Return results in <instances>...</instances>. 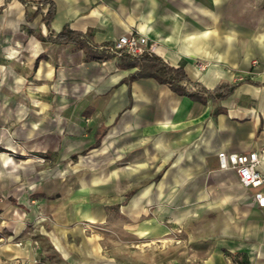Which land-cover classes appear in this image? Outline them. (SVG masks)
Here are the masks:
<instances>
[{
  "label": "crops",
  "instance_id": "1",
  "mask_svg": "<svg viewBox=\"0 0 264 264\" xmlns=\"http://www.w3.org/2000/svg\"><path fill=\"white\" fill-rule=\"evenodd\" d=\"M28 1L0 0V264H264V206L217 157L264 172V0H52L50 27ZM65 25L101 56L46 39ZM131 32L206 88L246 81H128L105 46Z\"/></svg>",
  "mask_w": 264,
  "mask_h": 264
},
{
  "label": "trees",
  "instance_id": "2",
  "mask_svg": "<svg viewBox=\"0 0 264 264\" xmlns=\"http://www.w3.org/2000/svg\"><path fill=\"white\" fill-rule=\"evenodd\" d=\"M9 0H5L7 3ZM26 6L28 0H20ZM33 4L37 5L36 13L43 14V22L50 27L51 21L55 15V4L52 0H38ZM4 6L0 7L2 10ZM47 40L60 44H75L85 49L89 59L101 56L102 52L95 50L90 44V35L82 31L74 30L69 25H65L59 32L50 31L46 37ZM113 55V54H111ZM103 57H109L107 54ZM122 65L126 67H138V71L133 74L128 81L139 77H153L159 83L167 84L178 94L189 95L192 99L206 101L210 98L212 101H218L228 97L234 89L246 81L241 79L235 83L223 81L213 89L206 88L199 82H193L187 75L183 67H175L165 61L161 56L149 52L140 57H132L124 54L120 56ZM100 137L97 139V143Z\"/></svg>",
  "mask_w": 264,
  "mask_h": 264
},
{
  "label": "built area",
  "instance_id": "3",
  "mask_svg": "<svg viewBox=\"0 0 264 264\" xmlns=\"http://www.w3.org/2000/svg\"><path fill=\"white\" fill-rule=\"evenodd\" d=\"M111 54L122 56L124 54L132 57L153 52V48L148 45L147 36L138 32L123 34L105 46ZM200 70H204L207 64L197 61ZM219 168L222 170H234L240 183L245 187L255 189V199L259 206H264V172L260 170L261 157L258 151L249 152H227L220 151L217 154Z\"/></svg>",
  "mask_w": 264,
  "mask_h": 264
},
{
  "label": "rangeland",
  "instance_id": "4",
  "mask_svg": "<svg viewBox=\"0 0 264 264\" xmlns=\"http://www.w3.org/2000/svg\"><path fill=\"white\" fill-rule=\"evenodd\" d=\"M96 229H97L98 231H100L101 233L104 231V228H103V227L96 228ZM111 234H112V237H114V236H118V234H116L114 231L111 232ZM130 241H134V238L129 237V242H128L129 249H130V250H134L135 247H131L132 243L134 244V242H130ZM112 244H114V243H112ZM116 246H117V248H118V246H119L118 243H116ZM129 261H131L132 263H135V261H134L133 259H129Z\"/></svg>",
  "mask_w": 264,
  "mask_h": 264
}]
</instances>
